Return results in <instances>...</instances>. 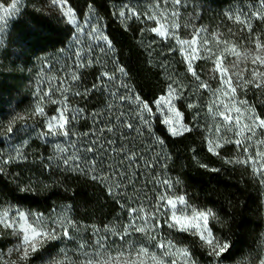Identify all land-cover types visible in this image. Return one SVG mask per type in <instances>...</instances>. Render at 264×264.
Listing matches in <instances>:
<instances>
[{
	"label": "trees",
	"instance_id": "obj_1",
	"mask_svg": "<svg viewBox=\"0 0 264 264\" xmlns=\"http://www.w3.org/2000/svg\"><path fill=\"white\" fill-rule=\"evenodd\" d=\"M61 1L79 20L97 23L115 51L107 47L104 55L77 68L58 70L52 60L56 56L66 63L74 35L71 24L47 0H29L12 24L0 55V214L18 210L50 220L64 216L72 224L67 223V237L62 233L60 240L42 242L26 260L17 251L19 240L0 228V264H91L85 244L95 231L105 242L94 245L93 254L110 251L113 264H153L177 250L186 257L173 256L176 264H261L264 184L249 160L256 150L243 140L235 142L240 127L230 133L221 116L212 115L218 110V93L227 88L220 79L227 69L247 112L244 120L264 119V86H256L264 85V65L252 63L256 56L264 58L261 0H181L178 6L168 0L171 13H177L171 18L177 25L176 39L152 32L155 26L144 12L129 5L139 4L137 0ZM197 32L191 62L199 81L188 70L189 58L179 43L191 41ZM217 57L220 71L215 70ZM38 62L49 65L45 78L39 77ZM104 72L115 77L109 87L103 86ZM73 74L78 79L73 80ZM200 81L209 87H199ZM169 85L178 93L177 108L189 128L180 136L167 132L155 110L154 101ZM119 96L131 99L122 102ZM136 96L152 107L149 130L140 121ZM37 105L44 115H34ZM65 109L70 111L68 135H45L48 118ZM19 116L33 118L34 129L14 131L16 119L9 138L2 129ZM254 132L264 135V128L255 127ZM94 142L93 151H87ZM121 146L135 156L132 166ZM113 168L124 174V183ZM161 195L183 196L193 208L210 211L215 243L227 244V251L218 258L209 256L208 245L197 235L168 227L165 221L171 213ZM133 208L143 212L130 214ZM145 216L153 218L146 231L139 232L136 228L145 227ZM72 228L84 234L77 242Z\"/></svg>",
	"mask_w": 264,
	"mask_h": 264
},
{
	"label": "rangeland",
	"instance_id": "obj_2",
	"mask_svg": "<svg viewBox=\"0 0 264 264\" xmlns=\"http://www.w3.org/2000/svg\"><path fill=\"white\" fill-rule=\"evenodd\" d=\"M29 0H0V55L2 54V52L4 51L5 47L8 44V39H9V34H10V30L12 27V24L14 23V21L19 17V15L22 12V9L25 7V5H27ZM139 1L135 4V3H130V7L133 8H138V11H143L147 20H149V22H151L150 24H154L155 27H158L160 25L165 26L168 29L169 35L168 37L172 38V35H176L174 33V28H173V21H172V13H171V9H169L167 6V3L163 2V3H158L156 1L153 0H137ZM47 2L57 11V13L63 17L68 23V18L64 15L65 11H68L69 9L72 11V9L68 6L67 3H65L64 1L61 0H57V3L54 4L52 2V0H47ZM13 4H16V7L13 8ZM61 5H65L64 7H61ZM124 7V6H123ZM130 10V9H127ZM74 19L76 20L75 24L69 23L71 24V26L74 29V35L72 37V39L70 40V45H69V49L66 53V63H62L60 61L59 58H57L55 56V58L52 60V64H54V66L59 70L62 68H69L71 67L73 68H77V66H79V64H81L82 62H84L85 60H89V59H94V56H102L105 54V52L107 51V45L105 44V42L103 40H99L96 38V34L95 33H99L102 35L101 29L98 27V24L95 22H90V23H85L83 20H79L74 12L72 11ZM163 15V18L161 16V14ZM155 15L156 19H149L148 17ZM159 22V23H158ZM79 25L80 30L77 31V26ZM176 37V36H175ZM163 38V37H162ZM185 41V40H184ZM188 41V40H187ZM180 47L183 50L184 55L189 58V60H192V57L190 56L189 53V49L187 45H182L180 44ZM192 47H194L196 49L197 45H193ZM196 56V53H195ZM37 63V62H36ZM41 62H38L37 66H38V70H39V77L41 78V76L44 78L47 76L46 74L48 73L47 70H49V65H42ZM69 63V64H68ZM47 68V70H46ZM107 80V79H106ZM111 85V81L107 80L106 84H103L104 87H109ZM168 92V91H167ZM216 103V107L218 108L219 111H224V105H229L230 111L226 112L227 115H230L233 118V121H235L237 118L239 119V125H235V124H226L227 128L229 131H231L230 133L234 132L235 130L237 131V128L244 126V125H250L252 123H254V120L251 121L248 118V121L245 119L244 120V116L247 115L246 113V109L243 108L244 105L237 100L235 93H231L230 89L227 87L223 92L218 93V98L215 100ZM172 105L175 109V111L180 113V118H179V124L180 125H184L188 128V126L185 124L184 122V118L182 113L179 111V109L177 108V97L174 94L173 99H172ZM236 109H239V115L236 111ZM156 113L157 115L160 117L163 126L165 127V129L167 130V132L171 135V136H180L183 135L184 133H186L187 131L182 132L179 135H172L171 132L168 129V126L165 125L163 123L164 119H172L175 122V117L171 112H157V109L155 107ZM63 113L65 119L67 120V123L65 125V129L68 130V122H69V114L70 111L68 109H65L64 111H59L57 113L56 116H52L50 118H48V122L49 120H59L60 118V114ZM26 117V116H24ZM19 120V124H15V129L14 131L17 129L18 132H23L26 129L28 130L29 128L34 129L33 126V118L31 117H26V119L24 120ZM221 120L223 121V117H221ZM237 127V128H236ZM230 128V129H229ZM189 129V128H188ZM240 129V128H239ZM2 132H7L6 130L2 129ZM227 130V131H228ZM55 134V133H54ZM248 134H252L251 132L248 131V129L245 127L243 130V134L242 136L238 137L237 133H234V137L236 139H240L243 140L244 143L246 144H252V147L254 146L256 152L254 153L253 157H252V161H255V166L256 168H259L261 165H264V135L258 133V134H252L251 136ZM57 133L54 135V137H56ZM261 136V137H260ZM248 137H250V139H248ZM235 139V140H236ZM251 156V154H250ZM258 177L262 180V183L264 184V175H261L260 172L256 171ZM176 199V198H173ZM177 209L178 212L177 214L181 217L182 221H185L182 225H178L177 227L183 231H187L190 233H193L195 235H197L200 239H201V232L205 230V228L207 229V231L211 232L210 229V222L213 219V215L211 213V215H209L208 220H207V225H203V222L200 218H196L195 220L193 219V214L194 212H209L207 210H198L196 208H193L192 206L188 205L185 202V205H180L179 203H177ZM179 209H183V212L181 213L179 211ZM4 213V212H3ZM1 213V214H3ZM24 215L25 221L27 225H31L32 227H35L38 229V231H47L50 229H55L56 231V238L55 239H48L47 237L44 238H37L38 239V243L36 245V248H38L40 246V244L42 242L45 241H52V240H60L61 239V235L62 233H64V226L62 225H66L67 228L70 226L66 223L65 221V217L64 216H59L56 218V220L52 219L50 220L49 218H44L38 214L35 213H27V212H23V211H18V210H13V211H8L7 214V220L9 222H13L15 224V227L17 228V232H13L12 228H6L4 227L3 224H0V228H3L4 231H7L10 233V236L12 238H15L16 241L19 240L18 245H21L22 242V237L20 235V226L22 224L25 223V221H22L20 219V214ZM193 225H200V227L193 229ZM73 229V228H72ZM74 233V241H78V237L84 236V234H82V232L77 229L74 228L73 231ZM211 238L213 239V242L215 243V240L213 238L212 232H211ZM80 239V238H79ZM202 240V239H201ZM76 241V242H77ZM101 241V242H105V238L103 237V234L100 233V231H95L94 233H91V235H89L88 239H87V243L85 244V249L87 251V253H89V259L91 264H113L114 261H112L111 259V255H109L111 252L104 250V252L102 251H98L95 255L93 254V248L94 245L96 246V244ZM204 241V240H203ZM205 242V241H204ZM81 243V241H80ZM99 244V243H98ZM174 250V249H173ZM172 251V249H171ZM29 252L30 249H29ZM176 255L179 258H184L186 257V255L183 252H179L178 250L173 252L172 255H168L166 257H161L159 259H155V262L153 264H176L174 260H172L173 256H175L174 258H176ZM90 264V263H88ZM147 264V263H146ZM190 264V263H188Z\"/></svg>",
	"mask_w": 264,
	"mask_h": 264
},
{
	"label": "snow or ice",
	"instance_id": "obj_3",
	"mask_svg": "<svg viewBox=\"0 0 264 264\" xmlns=\"http://www.w3.org/2000/svg\"><path fill=\"white\" fill-rule=\"evenodd\" d=\"M52 2L54 4H56L57 0H52ZM167 2H168V0H165V3H167ZM171 3L173 5L178 6L181 4V0H171ZM261 4L264 5V0H261ZM64 6L65 5H61V7H64ZM15 7H16V4H13V8H15ZM129 14L131 16H138V14L134 10H131V9L129 10ZM64 15L68 18L69 23H72V24L76 23V20L74 19V16H73V13L70 9L68 11H65ZM119 15L121 17H123L125 15V13L120 12ZM163 15L164 14L162 13L161 14L162 18H163ZM171 15L173 17H175L177 15V13L173 12ZM148 18L149 19H156L155 15L150 16ZM237 20H239V17H237ZM175 27H177V25L173 24V28H175ZM79 30H80V27L78 25L77 31H79ZM249 30H250V25H249ZM151 31L156 33L158 36L163 37V38H168V35H169L168 29L163 25L152 28ZM95 34H96L97 39L103 40L105 42V44L107 45V47L109 48L110 51H113V52L115 51V49L112 48L111 42L108 41L106 36H103V35L99 34L98 32ZM198 36H199V32H197L193 35V38L191 41H187V40L179 41L180 44L188 46L189 53H190V56L192 57V59L195 58V53H196V49L192 46L196 44V39ZM172 38L176 39L174 34L172 35ZM256 46L258 49L262 47V45L259 42H257ZM234 54L238 55V53H234ZM257 61H259L260 64L264 65V58H261L260 56H256L252 60V63L255 64ZM215 63H216V69L215 70L220 71V59H219V57L216 58ZM188 70L190 72H192V75L198 81L200 80V77L193 70L191 59L189 60V63H188ZM119 71L123 73L124 69L119 68ZM252 75L255 77L256 75H258V73L253 71ZM102 78L107 79L109 81H112L115 79L114 76H110L109 73H107V72L102 73ZM237 78L240 79L239 76ZM72 79L75 80V79H78V77L75 74H73ZM220 79H221L222 84L226 85L230 89L231 93L234 94L235 88H233L230 84L231 77L227 75V69H223L221 71ZM256 86L261 87L264 85H261L260 83H256ZM95 87H96V85H93V88H95ZM199 87L208 88L209 86L206 83H204L203 81H200ZM174 94L178 95V93L176 92V89H174L172 87V85H169L168 86V92L165 95L160 96L156 101H154V105H155L158 113H160V112H171L174 115L175 122L172 119H164L163 123L168 126V129L172 135H179L184 131H189V129L186 126L179 124L180 113L175 111V109L172 105V99H173ZM113 95H115V93H113ZM118 99L121 100L122 102H124L126 100L131 99V97L119 96ZM134 102L138 103V114L140 116L141 123L144 125V129L149 130L151 128V117L154 115L152 107H150L147 102L141 100L140 97H138V96L135 97ZM189 107H192V105H189ZM228 111H230L229 105H224V111L217 110L215 112H212V115L223 117V121L226 124L239 125V119L237 118L235 121H233V118L230 115L226 114V112H228ZM236 111L239 115V109H236ZM145 114H147L148 118H145ZM34 115H44L43 108H41L39 105H37ZM16 119L24 120V119H26V117L19 116V117L14 118L13 121L9 122V125L7 126V130H6L9 138L13 134V125H14ZM66 123H67V120L65 119L64 114L61 113L59 120H55V121L49 120V122L46 125L47 131H46L45 135L58 133V134L67 136L68 131L65 129ZM125 126L128 128H133V125L131 123H127ZM245 127L248 129L249 132H251L254 135L255 134V132H254L255 127L264 128V119L257 118L253 124L241 126L240 131L237 133L238 137L242 136L243 129ZM107 130L112 131L111 128H108ZM133 130L136 131V129H133ZM216 131L219 132L220 129L217 128ZM248 139H250V137H248ZM235 142L239 145L241 143V140L238 138ZM108 143L110 145L113 142L108 141ZM159 143H163V142L159 141ZM95 147H96V144L94 142L92 144V146L87 149V151L91 152V151H93V149ZM215 147L219 148L220 145L216 144ZM99 148L103 149L104 145L101 144L99 146ZM121 150H122L123 158L127 159L129 161V166H132L135 163V159H136L135 156L132 153H130L126 150H123V146H121ZM209 150L210 151L213 150L211 142L209 144ZM61 151H63V149ZM73 159L78 160L79 157H73ZM249 160H251V158H249ZM63 162L67 165L69 163L68 158L66 157ZM240 162L241 163H248L249 161H240ZM101 163H103V161H101ZM252 164H253L254 171H258V172H260L261 175H264V165H261L259 168H256L255 161H252ZM92 168L93 169L95 168L94 160L92 161ZM127 171H128V168H125L124 172H127ZM112 172L121 177V180H120L121 184L124 183V178H123L124 174L118 172V168H113ZM164 183L168 187H170V184H168L167 181H165ZM159 200L164 202V204H163L164 208H166L168 210V212L171 213V216L165 221L167 223L168 227L176 228L178 225H182L185 222V221H182L181 217L177 214V212H178L177 203H179L180 205H185V199L183 196L178 197L176 199H171V198L166 197L165 195H161L159 197ZM129 211H130V214H135L136 216H139L143 212V209L141 208L138 211L137 209L133 208V209H130ZM179 211L182 213L183 209H179ZM209 215H211L210 211L209 212H194L193 219L195 220L196 218H200L203 222V225L206 226ZM7 216H8L7 212L0 214V224H3L4 227H6V228H12L14 233L17 232V228L15 227V224L13 222H9L7 220ZM152 218H153L152 216L143 217V222H144L145 227H137L136 230L139 232H145L146 227L148 225V222ZM20 219L22 221H25L24 215L22 213L20 214ZM67 223L72 224L71 221H68ZM62 226H64V235L67 237L68 236L67 226L66 225H62ZM156 227H158V225H156ZM192 227H193V229H196V228L200 227V225H193ZM19 232H20V235L22 237V242H21L20 247L17 249V251L20 252V254H21L20 255L21 260H26L28 258L29 249L32 252L36 251V245L39 242L37 239L38 237L39 238L47 237L48 239H55L56 238L55 229H50L47 231H38L37 228L32 227L31 225H27L26 221L24 224H22L20 226ZM200 235H201V239L204 240L205 243L209 247V253H208L209 256L218 258V257H220V255L222 253L227 251L229 246L227 244L221 245L219 242L214 243L213 239L211 238V232L207 231L206 228L204 231L201 232ZM160 246L163 247L162 244ZM143 251H144V249H141V252H143ZM261 264H264V261H261Z\"/></svg>",
	"mask_w": 264,
	"mask_h": 264
}]
</instances>
